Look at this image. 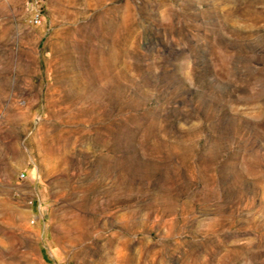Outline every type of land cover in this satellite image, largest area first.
<instances>
[{"label": "rangeland", "instance_id": "1", "mask_svg": "<svg viewBox=\"0 0 264 264\" xmlns=\"http://www.w3.org/2000/svg\"><path fill=\"white\" fill-rule=\"evenodd\" d=\"M0 264H264V0H0Z\"/></svg>", "mask_w": 264, "mask_h": 264}, {"label": "built area", "instance_id": "2", "mask_svg": "<svg viewBox=\"0 0 264 264\" xmlns=\"http://www.w3.org/2000/svg\"><path fill=\"white\" fill-rule=\"evenodd\" d=\"M35 21H36V22H39V21H40V15H39V14L36 15V17H35Z\"/></svg>", "mask_w": 264, "mask_h": 264}]
</instances>
